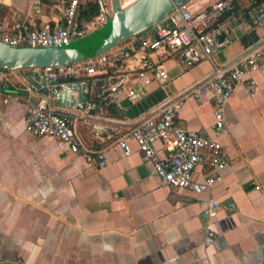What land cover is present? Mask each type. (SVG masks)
<instances>
[{
  "label": "crops",
  "instance_id": "1",
  "mask_svg": "<svg viewBox=\"0 0 264 264\" xmlns=\"http://www.w3.org/2000/svg\"><path fill=\"white\" fill-rule=\"evenodd\" d=\"M209 1L188 6L195 12ZM67 2L0 0V26L54 27L62 23ZM230 41L212 61L195 67L175 55L164 64L170 78L165 88L154 84L137 103L92 112L78 123L82 142L104 154L103 169L55 139L28 133L27 111L44 98L56 108L85 110L48 95L42 71L29 69L27 84L0 89V264H264L263 74L247 75L229 102L227 131L217 138L227 168L206 193L160 187L153 164L130 136L158 110L181 100L177 123L216 138L215 100L211 94L197 100L193 92L213 80L215 67H230L262 45L264 24L237 31ZM251 81L257 85L253 94ZM156 149L160 159L167 156L161 143ZM212 173L200 166L194 178L204 182ZM209 200L220 210L211 223L216 239L206 246L201 203Z\"/></svg>",
  "mask_w": 264,
  "mask_h": 264
},
{
  "label": "built area",
  "instance_id": "2",
  "mask_svg": "<svg viewBox=\"0 0 264 264\" xmlns=\"http://www.w3.org/2000/svg\"><path fill=\"white\" fill-rule=\"evenodd\" d=\"M137 0H120L122 9ZM83 0H68L61 24L43 25L39 29L16 24L12 28L0 26V42L16 47L53 48L69 46L103 28L113 18L112 0H101L102 11L89 22L81 21ZM264 24V0H210L202 10L192 12L189 6L175 10L154 29L120 44L109 52L89 60L62 67L32 69L42 71L46 77L44 90L48 95H66L64 103L77 109L83 103V112L66 107H53L48 99L31 104L27 111V131L35 138H50L98 169L107 166L101 151L89 148L78 135V123L92 112L121 107L124 103H137L143 92L157 84L165 88L169 73L165 63L178 55L189 67L212 61L216 53L224 50L234 33L246 27ZM226 37V38H225ZM27 70L0 68V89L3 93L19 81L27 84ZM252 73L264 75V43L254 47L230 67H215L211 82L194 90L193 98L211 94L216 103L214 131L216 138H207L189 132L177 123L184 101H173L144 123L130 131L144 159L153 164L159 186L174 190L203 194L219 180L218 173L227 168L222 146L217 138L227 131L225 113L238 85ZM254 81L249 85L253 94ZM37 92L39 88L32 86ZM69 90L67 94L66 91ZM102 135L98 134V139ZM112 138V136H109ZM161 143L167 153L160 159L156 144ZM122 148L129 154L125 141ZM200 166L213 173L197 182L194 173ZM206 220V246H211L216 233L212 220L220 210L218 203L209 200L201 203Z\"/></svg>",
  "mask_w": 264,
  "mask_h": 264
},
{
  "label": "water",
  "instance_id": "3",
  "mask_svg": "<svg viewBox=\"0 0 264 264\" xmlns=\"http://www.w3.org/2000/svg\"><path fill=\"white\" fill-rule=\"evenodd\" d=\"M198 0H137L122 9L120 0H112L114 15L105 27L74 41L69 46L30 48L6 45L0 42V68L29 70L62 67L79 63L109 52L141 34L148 32L172 13ZM69 93V90L66 91ZM59 101L66 95L57 96ZM84 108L83 104L78 105Z\"/></svg>",
  "mask_w": 264,
  "mask_h": 264
},
{
  "label": "trees",
  "instance_id": "4",
  "mask_svg": "<svg viewBox=\"0 0 264 264\" xmlns=\"http://www.w3.org/2000/svg\"><path fill=\"white\" fill-rule=\"evenodd\" d=\"M102 11L101 0H90L86 6H82L81 19L91 21Z\"/></svg>",
  "mask_w": 264,
  "mask_h": 264
},
{
  "label": "rangeland",
  "instance_id": "5",
  "mask_svg": "<svg viewBox=\"0 0 264 264\" xmlns=\"http://www.w3.org/2000/svg\"><path fill=\"white\" fill-rule=\"evenodd\" d=\"M103 28L106 30L108 27H105V26H104ZM103 28H102V29H103ZM104 29H103V30H104Z\"/></svg>",
  "mask_w": 264,
  "mask_h": 264
}]
</instances>
